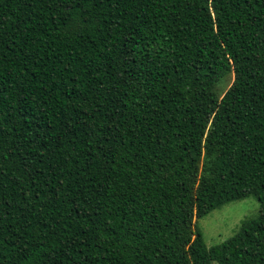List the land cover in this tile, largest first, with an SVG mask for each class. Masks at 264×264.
<instances>
[{"label":"trees","instance_id":"1","mask_svg":"<svg viewBox=\"0 0 264 264\" xmlns=\"http://www.w3.org/2000/svg\"><path fill=\"white\" fill-rule=\"evenodd\" d=\"M213 263L264 264V0H0V264Z\"/></svg>","mask_w":264,"mask_h":264},{"label":"rangeland","instance_id":"2","mask_svg":"<svg viewBox=\"0 0 264 264\" xmlns=\"http://www.w3.org/2000/svg\"><path fill=\"white\" fill-rule=\"evenodd\" d=\"M259 211L260 204L255 197L234 201L213 211L200 221L207 246L212 247L231 238L244 220L255 218Z\"/></svg>","mask_w":264,"mask_h":264}]
</instances>
